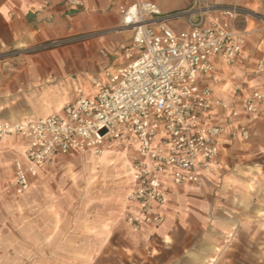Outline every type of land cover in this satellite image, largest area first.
Listing matches in <instances>:
<instances>
[{
  "label": "crops",
  "instance_id": "0c3cea01",
  "mask_svg": "<svg viewBox=\"0 0 264 264\" xmlns=\"http://www.w3.org/2000/svg\"><path fill=\"white\" fill-rule=\"evenodd\" d=\"M152 1L164 13L194 3L186 0L170 7ZM207 1L235 5L247 13L233 17L215 12L209 17L232 21L246 40L235 63L226 65L216 57V77L199 80L231 104L228 112L217 108L211 113L210 123L223 125L226 135L202 185L177 187L168 182L164 224L135 233L126 222V215L135 211L126 197L129 163L113 147L81 165L77 154L57 155L32 179L30 193L18 198L10 187L14 163L25 159L27 141L8 137L0 141V234L13 238L1 243L33 251L31 261L18 257L16 264H264V104L254 116L243 110L244 98L264 90V76L255 74L264 58V0ZM65 2L0 0V120L37 121L80 94H95L86 92L91 87L87 80L57 75L50 56L71 43L52 45L116 26L119 12L112 0H86L80 9ZM232 112L239 117L230 119ZM240 125L248 126L246 140L232 137Z\"/></svg>",
  "mask_w": 264,
  "mask_h": 264
},
{
  "label": "built area",
  "instance_id": "2783aa9c",
  "mask_svg": "<svg viewBox=\"0 0 264 264\" xmlns=\"http://www.w3.org/2000/svg\"><path fill=\"white\" fill-rule=\"evenodd\" d=\"M86 0H66L80 9ZM120 23L115 30L99 31L54 43L85 42L113 32L129 30L131 44L121 55L125 63L94 81L93 96L78 95L57 113L30 122L0 120V141L11 136L26 139L25 159L14 163L13 188L17 197L28 194L32 179L57 155L100 156L113 147L129 162L127 202L135 211L126 222L135 233L159 228L169 203L166 184L177 187L204 181L213 169L226 135L223 125L210 123L214 109L229 111L231 104L202 87L200 77H216L214 58L232 65L245 47L246 33L219 12L246 14L235 5L194 0L187 9L164 13L152 0H112ZM258 19L262 17L255 15ZM264 76V58L255 71ZM264 104V90L243 99V110L256 115ZM230 119L239 117L232 112ZM248 139L247 125L232 137Z\"/></svg>",
  "mask_w": 264,
  "mask_h": 264
},
{
  "label": "rangeland",
  "instance_id": "374dc122",
  "mask_svg": "<svg viewBox=\"0 0 264 264\" xmlns=\"http://www.w3.org/2000/svg\"><path fill=\"white\" fill-rule=\"evenodd\" d=\"M185 1L186 0H161L163 4L166 3L170 4V7H173L176 4L182 5ZM118 27L119 24L99 31L115 30ZM99 31H93L91 33L99 32ZM131 37H132V33L129 30H124V31H120L119 33L113 32L108 35L95 38L94 40L93 39L89 40L88 42L85 43L74 42L71 43V45L65 49H59L58 51H56V54L50 56V58L56 62L57 75H60L61 79L64 80V73L65 74L67 73V76L71 74L74 81L83 78L87 80L89 86L92 87V83L95 80L103 78L106 71H108L111 68H115L119 66L120 65L119 63L121 61L122 63H125V61L122 60L121 55L123 54L125 48L131 44L132 41ZM84 84H86V82H84ZM91 87L85 88L87 93L95 92V88L91 89ZM115 154L122 156L121 154L116 152ZM89 156L90 155H79L77 157L79 159L78 161H76V163L81 165L82 162L84 163L86 162V160L89 159ZM70 158L74 160V158L72 157ZM90 164L88 163V165ZM77 168L79 167L75 166V169ZM101 171L102 169L99 170V173ZM94 177H97L96 174ZM124 180L125 179H122V181ZM112 181L113 179L110 180V182ZM10 191H11L10 193L14 195L15 192L12 185L10 187ZM126 197H127V193H126ZM11 237L12 235L7 234L5 236H2L0 234V264L1 262L5 263V259L6 262L10 264L12 263L16 264V262L18 261L17 260L18 257L21 259L19 261L22 262L31 261V257L33 253L32 250L16 249L14 248L15 244L13 245L8 244L9 248H6V242L4 241V243H1L3 239L8 240L10 238L11 240ZM59 252L63 256L65 251L61 250Z\"/></svg>",
  "mask_w": 264,
  "mask_h": 264
},
{
  "label": "bare ground",
  "instance_id": "6f19581e",
  "mask_svg": "<svg viewBox=\"0 0 264 264\" xmlns=\"http://www.w3.org/2000/svg\"><path fill=\"white\" fill-rule=\"evenodd\" d=\"M91 89H92V88H91ZM95 90H96V89H95ZM92 92H93V91H92ZM66 103H68V102H66ZM66 103H65V104H66ZM65 104H64V105H65ZM63 107H64V106H63ZM104 153H105V152H104ZM104 153H103V154H104ZM103 154H102V155H103ZM102 155H101V156H102ZM90 156H94V155H90ZM88 163H89V162H88ZM128 163H129V162H128ZM128 163H127V164H128ZM89 166H90V165H89ZM108 167H109V166H108ZM95 169H96V167H95ZM97 170H98V169H97ZM95 172H96V171H95ZM89 175H90V174H89Z\"/></svg>",
  "mask_w": 264,
  "mask_h": 264
}]
</instances>
